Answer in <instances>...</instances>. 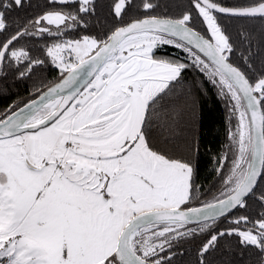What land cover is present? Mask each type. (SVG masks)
Listing matches in <instances>:
<instances>
[{"label": "snow or ice", "instance_id": "snow-or-ice-1", "mask_svg": "<svg viewBox=\"0 0 264 264\" xmlns=\"http://www.w3.org/2000/svg\"><path fill=\"white\" fill-rule=\"evenodd\" d=\"M46 68L0 110V264H264V0H0V92ZM204 81L231 125L207 196Z\"/></svg>", "mask_w": 264, "mask_h": 264}, {"label": "trees", "instance_id": "trees-1", "mask_svg": "<svg viewBox=\"0 0 264 264\" xmlns=\"http://www.w3.org/2000/svg\"><path fill=\"white\" fill-rule=\"evenodd\" d=\"M32 2L35 4L36 0H32ZM57 75L58 73L54 68H46L44 71H38L32 80L21 82L18 86H12L7 92H0V110L13 103L27 102L32 98L29 93L34 90V82L53 81ZM192 76L200 79L196 73L190 72L189 79ZM201 87L204 91L197 104V116L193 132L198 148L196 153L198 183L202 186L201 191L207 196L209 189L215 192L214 185L219 187L214 172L215 158L218 155H223L226 151L227 133L231 125L224 101L217 95L215 88L206 81L201 84ZM231 123L234 125L235 121L233 120ZM198 245L199 240L185 243L182 246L185 255L174 259L182 260L183 264H195ZM221 245V252L214 253L213 257H210L214 260V264H221V261L231 258L230 255L224 254L228 242L222 241Z\"/></svg>", "mask_w": 264, "mask_h": 264}]
</instances>
